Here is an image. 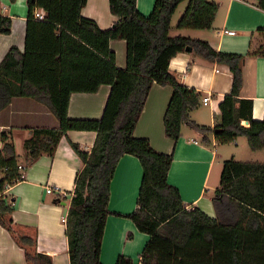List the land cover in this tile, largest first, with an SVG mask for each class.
<instances>
[{
    "label": "trees",
    "instance_id": "trees-1",
    "mask_svg": "<svg viewBox=\"0 0 264 264\" xmlns=\"http://www.w3.org/2000/svg\"><path fill=\"white\" fill-rule=\"evenodd\" d=\"M87 2L29 0L24 51L11 48L0 64V111L14 98H30L47 106L58 121V128L31 130L24 142L26 168L42 156L53 157L69 132L97 134L90 152L70 143L83 163L65 222L70 264H103L111 182L125 155L136 157L143 170L137 208L126 216L149 236L141 264H264V163L234 158L224 162L213 197L217 216L212 218L197 207L187 208L179 190L168 182L173 154L156 151L148 139L134 136L154 84L173 89L164 116L167 138L177 142L186 124L203 134L210 132L190 119L202 94L185 86L169 68L174 57L191 47L196 56L225 65L232 73V90L220 103L214 128L217 142L225 145L243 137L251 151L264 150V119L253 118V100L240 98L247 57L264 58V27L257 30V43L251 42L246 55L217 52L206 41L171 36L180 4L187 2L178 30H210L218 12L215 2L155 0L151 14L144 16L137 0H109L116 21L108 30L82 15ZM255 3L264 10V0ZM37 10L45 13L43 20L35 17ZM1 13L0 4V34L9 35L12 21ZM114 40L126 42L124 69L117 66L110 47ZM104 85L111 91L100 119L69 118L73 94L96 93ZM0 141V225L24 251L26 264H53L38 250V228L14 220V206L5 192L25 176L18 169L13 131L1 133ZM116 264L134 260L120 255Z\"/></svg>",
    "mask_w": 264,
    "mask_h": 264
},
{
    "label": "crops",
    "instance_id": "crops-1",
    "mask_svg": "<svg viewBox=\"0 0 264 264\" xmlns=\"http://www.w3.org/2000/svg\"><path fill=\"white\" fill-rule=\"evenodd\" d=\"M208 1L218 5L212 29L178 30L172 22L171 36L206 41L217 52L246 55L251 42L254 45L257 43V30L264 27V10L257 7L252 0H248V3L237 0ZM28 2L29 0H0L2 16L12 21L11 33L0 34V64L11 48L16 47L21 52L24 51ZM154 4L155 0H137L138 10L144 16L151 14ZM82 15L96 21L102 30H108L116 21L110 12L109 0H88ZM174 29L182 32L173 34ZM229 32H234V35H229ZM110 47L116 54L117 66L124 69L126 42L114 40L110 43ZM169 68L172 73L179 76L185 86L202 94L201 105L191 113L190 119L200 126L209 127L210 132L203 134L186 124L177 142L167 138L164 116L173 89L170 86L154 84L135 128L134 136L148 139L156 151L173 154L174 160L168 182L179 190L187 208L197 207L208 216L215 218L217 213L213 197L221 182L223 165L230 157L235 158L232 149L226 146H236L235 148L238 149L239 144H243L240 141L243 137L226 145L219 144L215 139L214 128L219 122V106L224 97L231 93L232 73L227 66L207 62L196 56L194 51L178 54L171 60ZM110 91V86L104 85L96 93L73 94L69 103V118L100 119ZM207 97H210V101L204 106L202 101ZM240 98L253 100V118L264 119V58L247 57L243 65V88ZM243 125L248 127L249 123L244 122ZM37 128H58L57 119L48 107L40 102L30 98H14L5 109L0 111V135L5 131H13L15 149L22 165L25 164L24 142L31 137V130ZM96 137L95 132H69L68 136L59 143L53 157L46 155L40 157L25 169L24 180L13 184L5 192L14 206V220L38 228V250L41 254L50 256L53 264H70L63 218L68 214L75 178L83 168L82 161L70 143L79 144L83 151L90 152ZM258 153L262 154L260 163H264V150ZM214 170L215 175H213ZM142 178L143 170L136 157L125 155L120 159L111 182L108 207L111 215L107 218L101 251L103 264H116L120 255L132 258L134 264H141L140 254L148 243L149 236L139 235L143 233L139 232L135 224L127 220L126 216L137 208ZM49 186L55 189L54 194H47L46 190ZM129 235L132 238H128ZM133 237L136 241L130 242ZM0 264H26L24 251L15 244L1 225Z\"/></svg>",
    "mask_w": 264,
    "mask_h": 264
},
{
    "label": "rangeland",
    "instance_id": "rangeland-1",
    "mask_svg": "<svg viewBox=\"0 0 264 264\" xmlns=\"http://www.w3.org/2000/svg\"><path fill=\"white\" fill-rule=\"evenodd\" d=\"M185 6H186V2H183L182 4H180V6L178 7L175 15L173 16L172 22H173V26L174 27L176 26V24L178 23V20L182 16V14L184 12V9H185ZM181 32L182 31H178V30L174 29L172 33L173 34H178V33H181ZM240 141H242L243 144H239V148L238 149L235 148L236 146H226L229 149H232L231 151L235 154V158H234L235 161L243 162V163H260L261 161H259V160H261L260 156H262V154L261 153H258V152L251 151L250 148H249V146H248V143H247L246 138H242V140H240ZM230 159H232V157H230L228 160H230ZM213 175H215V170L213 172ZM126 219L127 220H130L128 218H126ZM131 223H132V221H131ZM139 235H145V234H140L139 233ZM135 241H136V238L135 237H133V239L130 240V242H135ZM144 245H145V243H144ZM141 251H142V249H141Z\"/></svg>",
    "mask_w": 264,
    "mask_h": 264
},
{
    "label": "built area",
    "instance_id": "built-area-1",
    "mask_svg": "<svg viewBox=\"0 0 264 264\" xmlns=\"http://www.w3.org/2000/svg\"><path fill=\"white\" fill-rule=\"evenodd\" d=\"M237 1H239V2H244V3H248V0H237ZM252 1H256V0H252ZM35 17H36L37 19H39V20H43L44 17H45V13H44L42 10H37V11L35 12ZM228 34H229V35H234V32H229ZM209 101H210V97L204 98L203 101H202V104H203L204 106H207L208 103H209ZM245 123L248 124L247 122H245ZM242 124H244V122H243ZM245 126H247V125H245ZM18 169H19V171H20L22 174H24V171H25L26 167H25L24 165L21 164V165L18 166ZM46 192H47V194H54V193H55V189H53V187H50V186H49V187H47ZM61 194H62V193H61ZM64 196L66 197V195H64ZM63 222H66V217L63 218Z\"/></svg>",
    "mask_w": 264,
    "mask_h": 264
},
{
    "label": "water",
    "instance_id": "water-1",
    "mask_svg": "<svg viewBox=\"0 0 264 264\" xmlns=\"http://www.w3.org/2000/svg\"><path fill=\"white\" fill-rule=\"evenodd\" d=\"M193 51V49L191 48V47H188L187 49H186V52H192ZM217 132L215 131V134H216ZM63 204L64 205H66V203L65 202H63Z\"/></svg>",
    "mask_w": 264,
    "mask_h": 264
}]
</instances>
